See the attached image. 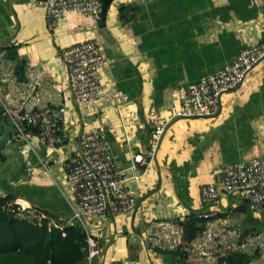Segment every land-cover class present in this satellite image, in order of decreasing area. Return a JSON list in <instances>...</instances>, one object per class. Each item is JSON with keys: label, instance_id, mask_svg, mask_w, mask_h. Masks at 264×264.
I'll list each match as a JSON object with an SVG mask.
<instances>
[{"label": "crops", "instance_id": "0c3cea01", "mask_svg": "<svg viewBox=\"0 0 264 264\" xmlns=\"http://www.w3.org/2000/svg\"><path fill=\"white\" fill-rule=\"evenodd\" d=\"M44 1L0 0V99L14 110L50 109L61 124L60 142L53 149L30 133L29 144L21 141L0 104V134L3 123L11 127L0 152V196L10 195L9 203L35 213L69 219L62 163L79 133L100 131L127 177L133 156L145 163L136 164L137 178L125 184L134 210L87 220L85 229L98 240L101 254L76 264H185L150 245L147 231L164 233L163 227L183 234L184 224L212 210L201 202L203 186L224 166L264 155V59L237 91L221 96V112L213 118H172L178 90L259 41L264 0H113L105 33L99 18L85 15H67L50 31ZM87 39L96 40L103 55V93L94 105L78 109L60 54ZM152 113L166 124L149 158ZM217 210L218 217L238 213L244 235L255 232L258 250L264 246V209L251 211L239 195L224 194ZM260 250L256 257L247 254L254 257L249 264H264Z\"/></svg>", "mask_w": 264, "mask_h": 264}, {"label": "built area", "instance_id": "2783aa9c", "mask_svg": "<svg viewBox=\"0 0 264 264\" xmlns=\"http://www.w3.org/2000/svg\"><path fill=\"white\" fill-rule=\"evenodd\" d=\"M103 0H45V19L48 29L54 30L59 21L67 15H85L99 18ZM264 12V8H263ZM264 59V27L256 44L239 51L231 63L211 75L203 76L198 82L181 87L179 105L172 118H213L222 109L221 96L237 91L246 75ZM60 61L65 67L66 79L73 102L78 109L97 103L103 93V55L98 42L87 39L61 51ZM1 104V99H0ZM2 105V104H1ZM9 124L16 137L28 143L26 128L37 129L34 135L42 144L55 149L60 142L61 124L50 109L14 110L2 105ZM152 134L146 155L152 158L164 133L166 121L156 113L149 116ZM26 144V145H28ZM29 146V145H28ZM141 155L133 156L128 167L129 176L118 169L110 153L106 136L100 131H83L75 139L71 156L62 163L65 183L68 189L71 217L52 218L35 213L30 207L9 203L6 209L32 223L47 221L48 227L62 230L79 226L86 235V261L100 256L101 249L96 238L86 231L85 222L108 215L130 213L135 208V199L125 189L126 181L136 179V164H144ZM236 194L244 199L249 210L264 209V155L224 166L215 179L200 190V199L212 210L200 215L207 221L218 220L217 207L222 195ZM159 233L150 227L147 240L153 247L175 250L181 244L180 231L159 228ZM209 235V234H205ZM109 264H122L112 261Z\"/></svg>", "mask_w": 264, "mask_h": 264}, {"label": "trees", "instance_id": "16d2710c", "mask_svg": "<svg viewBox=\"0 0 264 264\" xmlns=\"http://www.w3.org/2000/svg\"><path fill=\"white\" fill-rule=\"evenodd\" d=\"M37 129L26 128L33 134ZM10 195L0 196V264H76L86 260V235L79 226L62 230L48 227L47 221L32 223L8 211L6 204ZM205 219L192 220L183 225V239L194 240L202 231L198 223ZM184 261L186 254L180 246L174 251L160 250ZM254 257L247 254H228L218 264H249Z\"/></svg>", "mask_w": 264, "mask_h": 264}, {"label": "rangeland", "instance_id": "374dc122", "mask_svg": "<svg viewBox=\"0 0 264 264\" xmlns=\"http://www.w3.org/2000/svg\"><path fill=\"white\" fill-rule=\"evenodd\" d=\"M238 213H224L220 214L218 220L203 221L198 223V227L202 231L197 235L193 241L186 242L181 234L180 248L182 252L186 254L183 263L195 264L196 262L202 264H218L228 254L236 253L237 250H248L245 251L247 254H251L254 257L256 253H261L264 246H261L258 250L257 235L255 232L244 235L241 223L238 220ZM226 220V221H224ZM224 221V222H223ZM205 232L209 235H204ZM244 243L248 245L245 248H240V245Z\"/></svg>", "mask_w": 264, "mask_h": 264}, {"label": "water", "instance_id": "95a60500", "mask_svg": "<svg viewBox=\"0 0 264 264\" xmlns=\"http://www.w3.org/2000/svg\"><path fill=\"white\" fill-rule=\"evenodd\" d=\"M112 1L113 0H103L102 1V10H101L99 20H98L99 21L98 27L102 33L106 32V30H105L106 29V23H105L106 22V14H107L108 8H109ZM16 69L18 72L21 71L20 67H17ZM21 72H19V75L21 74ZM2 127H3V131L0 134V152H2L5 149V147L7 146V144L9 143L10 132H11V127L4 125V123L2 124Z\"/></svg>", "mask_w": 264, "mask_h": 264}]
</instances>
